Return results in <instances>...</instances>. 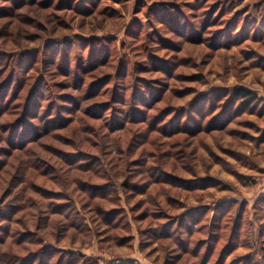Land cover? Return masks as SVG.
<instances>
[{"label": "rangeland", "instance_id": "374dc122", "mask_svg": "<svg viewBox=\"0 0 264 264\" xmlns=\"http://www.w3.org/2000/svg\"><path fill=\"white\" fill-rule=\"evenodd\" d=\"M0 264H264V0H0Z\"/></svg>", "mask_w": 264, "mask_h": 264}, {"label": "trees", "instance_id": "16d2710c", "mask_svg": "<svg viewBox=\"0 0 264 264\" xmlns=\"http://www.w3.org/2000/svg\"><path fill=\"white\" fill-rule=\"evenodd\" d=\"M243 95H244L245 97H248V93H243Z\"/></svg>", "mask_w": 264, "mask_h": 264}]
</instances>
